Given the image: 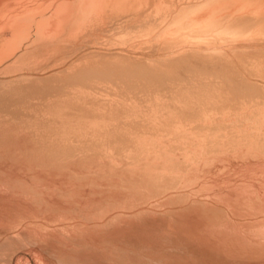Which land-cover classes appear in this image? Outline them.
<instances>
[{
    "label": "bare ground",
    "instance_id": "6f19581e",
    "mask_svg": "<svg viewBox=\"0 0 264 264\" xmlns=\"http://www.w3.org/2000/svg\"><path fill=\"white\" fill-rule=\"evenodd\" d=\"M40 1L44 0H0V10L15 5L23 14ZM6 29L13 34L1 46L0 65L10 64L1 70L0 83L17 100L0 112L23 108L25 98L33 101L26 107L30 111L122 108L124 126L156 130L122 147L123 168L127 165L131 171L121 169L129 173L128 178L132 169L139 170L141 178L151 184L175 189L180 200L191 193L185 211L191 206L196 210L187 212L190 218L182 216L187 231L214 250L243 251L247 260L264 257V109L251 112V101L243 99L236 84L244 62L253 65L255 72L264 68V60L251 53L264 50L248 47V42L264 38V0H53L36 13L8 23L3 32ZM49 70L53 72L44 76ZM38 71L45 72L42 76ZM110 77L120 82L103 84ZM244 85L264 94L259 82L246 78ZM189 125L198 126L201 136L192 127L190 149L182 153L171 145L169 149V128L183 130ZM11 129L0 127L2 141L27 137ZM204 131L209 135L203 136ZM250 158L257 163L239 167L231 163ZM219 162L227 175L201 180L200 172L206 175L205 170ZM23 201L6 196L0 198V208L25 214L29 208ZM204 212H220L229 222L216 230L211 224L208 229ZM237 217L250 220L238 222Z\"/></svg>",
    "mask_w": 264,
    "mask_h": 264
},
{
    "label": "rangeland",
    "instance_id": "374dc122",
    "mask_svg": "<svg viewBox=\"0 0 264 264\" xmlns=\"http://www.w3.org/2000/svg\"><path fill=\"white\" fill-rule=\"evenodd\" d=\"M51 1L53 0L40 1L39 6L30 7L23 14L15 5L7 10H0V49L13 34L7 29L3 32L8 23L13 24L29 14L36 13ZM248 47L251 50H264V38L248 42ZM103 48L107 50L105 47L101 49ZM253 52L255 51L251 52L252 55L264 60V53L257 55ZM244 63L240 67L242 76L238 83L236 82L238 92L244 96V100L251 101L248 109L259 113L264 109V94H257L246 87L244 79L264 85V68L255 72L253 65ZM5 64L0 65V72L10 63ZM42 72L45 71L37 73L42 75ZM48 72L50 74L53 70L43 75H48ZM81 77L80 75L79 78ZM94 80L99 81V78L94 77ZM116 81L120 82V79L110 77L103 81V84ZM2 85L0 83V109H5L16 102L17 97L8 89H3ZM24 100L27 104L23 108L21 106L8 108L9 112H0L1 129L7 125L12 127V132L27 135L26 138L19 136L18 143L16 140L14 142L0 139V198L11 196L18 202L24 200L29 208L28 212L25 210V214L0 208V264H264V257L247 260L245 256L242 257L243 251L233 250L236 253L232 252L231 255L232 253L226 250L227 247L219 252L191 235L185 226L186 218H183L186 216L190 218V214L196 210L191 206L185 211L187 204H190L191 193H188L189 197L186 195V199L180 200L175 189L167 191L161 184H151L149 180L147 181L148 178L144 179L143 176L141 178L139 170L135 172L132 169L133 173L130 172L132 175L130 174L128 178L127 172L131 170H128L127 165V169L123 168L126 158L124 156L123 160L120 155L122 147L130 145L138 136L150 135L156 130L124 126L122 117L126 113L122 108H104L96 111L78 108L41 112L38 109L30 111L26 108L33 102L31 98ZM16 114L21 115L19 117L21 119ZM250 123L252 121L243 122L242 125ZM192 127L194 126H186L185 129H181L182 131L176 127H173L174 130L169 128L167 147L171 149L173 146L181 153L183 149H190L189 142L194 139L189 134ZM197 128L194 127L195 131ZM196 132L199 135L200 130ZM202 135L209 133L204 131ZM180 141L183 142V146ZM174 145H178V148ZM167 147L165 149L168 151ZM173 148L169 152H174ZM231 163L234 167H239L256 164L257 160L251 158L244 161L232 160ZM117 172L120 175H117ZM205 172L206 175L200 172L201 180L222 179L227 175L222 162L209 170L206 169ZM121 176H124V179ZM135 176L140 179H136ZM135 180L140 181L141 186L139 183L138 186ZM133 182L136 184L135 187ZM190 188L186 190L189 191ZM219 214L220 212H204L203 216L206 219L202 221H207L208 229L211 224V228L216 225V228L213 227V230H216L223 222L224 224L229 222L227 216ZM207 215H211L210 224ZM245 220L250 219L235 218L238 222Z\"/></svg>",
    "mask_w": 264,
    "mask_h": 264
}]
</instances>
